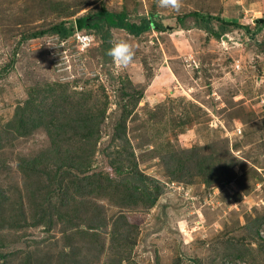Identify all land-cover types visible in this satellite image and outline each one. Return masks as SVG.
I'll list each match as a JSON object with an SVG mask.
<instances>
[{
    "label": "rangeland",
    "instance_id": "rangeland-1",
    "mask_svg": "<svg viewBox=\"0 0 264 264\" xmlns=\"http://www.w3.org/2000/svg\"><path fill=\"white\" fill-rule=\"evenodd\" d=\"M177 2L0 0V264H154L146 242L155 264H264V0ZM101 8L168 29L137 38L112 27L134 59H112L109 75L99 38L78 26ZM192 13L198 24L183 30ZM61 23L65 38L35 34ZM78 31L95 35L85 52ZM67 158L85 180L68 175L46 232L39 210ZM108 163L157 183V203L172 196L166 224L145 195L104 172L87 178Z\"/></svg>",
    "mask_w": 264,
    "mask_h": 264
},
{
    "label": "trees",
    "instance_id": "trees-1",
    "mask_svg": "<svg viewBox=\"0 0 264 264\" xmlns=\"http://www.w3.org/2000/svg\"><path fill=\"white\" fill-rule=\"evenodd\" d=\"M193 17L195 20V24H198V15L197 13L192 14H186L185 16H181L178 18V22L180 27L183 30H186L189 28L187 22L190 17ZM114 20H117L116 22ZM227 24H234L235 21H224ZM257 24L261 25L264 23V16L260 19L256 20ZM206 24H209L207 22ZM78 26L79 30H85L88 32H93L100 40V46L105 51V60L107 64H105L106 71L109 73V75H112L111 72V60L112 58L107 55V50L111 47L112 44V33L111 28L112 27H118L121 29L126 30L134 37H140L143 33L148 32L152 29H156L158 32L164 31L167 28L166 25L162 24L161 22L156 21L155 16L150 17H144L140 23H129L127 19L123 16L109 13L105 8H101L99 13L87 15L86 17H82L78 19ZM70 29L66 27L65 23H61L55 26H52L49 29H46L44 31H41L39 33H35L37 35H46V34H52V35H58L60 38H65L69 35ZM36 36V35H35ZM113 78V77H112ZM116 105L118 110L124 109V105L122 104V101H116ZM25 111V110H24ZM23 112V111H22ZM26 112V111H25ZM121 111L117 115L114 116V119L112 120L114 122L113 124V131L112 133L108 132V139L114 140L116 137H118V133L121 129V115L119 116ZM24 113V112H23ZM22 119V117H20ZM19 118V119H20ZM23 122V121H21ZM89 125L84 124V127ZM102 127L97 129L93 135L97 134V137L94 138L95 142L98 140V138H101L102 134ZM49 153V154H48ZM53 153V151L51 152ZM49 152H42L36 157H32L27 159L26 167L28 170L36 169L38 166V161L41 159L47 158L49 155H51ZM56 153V152H54ZM57 154V153H56ZM55 167V183L56 187L54 189H49L46 193V196L44 198V201L40 207L39 210V219L41 220V224L43 225V229L46 232H49L54 225L56 224V218L58 217L57 210L60 207L58 204V194H61L62 191H64V182L65 179L68 177V175L73 176L75 183H81L83 180V175L86 173L85 170L82 171V169L74 163H72V159H61V161H54ZM200 167L198 169L197 173H200L202 171ZM90 172V171H89ZM104 172L103 174L107 177L106 180L109 183H119L121 185L126 186L129 190H131L134 193L139 192L140 194H143L146 196L148 203L150 206H154L157 201L158 197L161 194V187L157 183H153V189L150 188L149 179L147 177H144L142 174L137 173L136 171L132 169H126L120 166H115L111 163H108L104 170H101L100 172L94 171L91 174V176H88L87 178L92 176L98 175L100 173ZM209 184V182H207ZM85 187H88L89 192H91V186L85 185ZM60 192V193H59ZM83 226V224H81ZM37 242V241H33Z\"/></svg>",
    "mask_w": 264,
    "mask_h": 264
},
{
    "label": "clouds",
    "instance_id": "clouds-1",
    "mask_svg": "<svg viewBox=\"0 0 264 264\" xmlns=\"http://www.w3.org/2000/svg\"><path fill=\"white\" fill-rule=\"evenodd\" d=\"M158 6L161 8L173 9H177L179 7L177 0H158ZM94 40L95 35L90 33L84 35L81 42L90 46ZM107 55H109L115 63L122 67L129 65L134 59L132 45L126 40H116L112 42L111 47L107 50Z\"/></svg>",
    "mask_w": 264,
    "mask_h": 264
},
{
    "label": "water",
    "instance_id": "water-1",
    "mask_svg": "<svg viewBox=\"0 0 264 264\" xmlns=\"http://www.w3.org/2000/svg\"><path fill=\"white\" fill-rule=\"evenodd\" d=\"M170 198H172V196L171 195H167L161 201H159L157 203V205H156L159 208V210H160V216L158 215V219L162 221V222L159 221L160 224H166L165 223L166 220H165L164 216H166L165 215L166 211H167V209H169L170 206L168 204H166L165 199L168 200ZM162 213H163V218H161V214ZM161 229L164 230L162 228V226H160V231H161ZM150 234H154V233H152V231H151ZM145 248H148L147 250H150V249L152 250L151 252H152V255H153V262L155 264V251H154V248L151 247L147 242H146V245H143V249H145Z\"/></svg>",
    "mask_w": 264,
    "mask_h": 264
},
{
    "label": "built area",
    "instance_id": "built-area-1",
    "mask_svg": "<svg viewBox=\"0 0 264 264\" xmlns=\"http://www.w3.org/2000/svg\"><path fill=\"white\" fill-rule=\"evenodd\" d=\"M84 35H87V34L81 33V32H79V31L75 34L76 40H77V42H78L79 51H81V52H85V51H87V50L90 49V48L92 47V45H93V43L89 46V45H87L86 43H82V42H81V41H82V37H83Z\"/></svg>",
    "mask_w": 264,
    "mask_h": 264
}]
</instances>
